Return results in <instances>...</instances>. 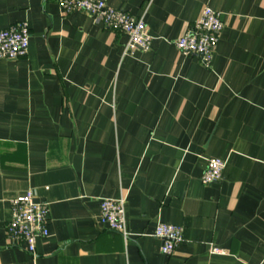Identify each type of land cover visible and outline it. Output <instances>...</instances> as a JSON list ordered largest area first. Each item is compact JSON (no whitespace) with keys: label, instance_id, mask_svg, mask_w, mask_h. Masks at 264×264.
I'll list each match as a JSON object with an SVG mask.
<instances>
[{"label":"crops","instance_id":"0c3cea01","mask_svg":"<svg viewBox=\"0 0 264 264\" xmlns=\"http://www.w3.org/2000/svg\"><path fill=\"white\" fill-rule=\"evenodd\" d=\"M103 1L144 20L149 51L55 0H0V30L30 31L26 57L0 59V264H264V0ZM206 6L209 68L174 45ZM210 158L226 166L203 184ZM28 190L48 206L36 258L5 234ZM105 198L126 239L99 224ZM158 223L182 228L170 255Z\"/></svg>","mask_w":264,"mask_h":264},{"label":"built area","instance_id":"2783aa9c","mask_svg":"<svg viewBox=\"0 0 264 264\" xmlns=\"http://www.w3.org/2000/svg\"><path fill=\"white\" fill-rule=\"evenodd\" d=\"M55 1L64 14L82 12L91 16L95 22H101L107 28L124 34L127 37L124 53L136 49L144 52L150 50L153 38L148 33L142 18H135L126 12L112 8L103 0ZM222 30L223 23L219 14L206 6L198 20L174 41V45L182 56H196L205 68H209ZM29 37L30 31L26 21L0 30V59L16 60L26 57ZM225 166L224 160L208 159L201 178L202 183L213 184L221 181ZM9 203L10 220L5 226L6 237L12 244H24L28 253L36 258L37 239H46L49 236L47 203L36 201L35 194L31 190L11 198ZM98 222L126 239L128 233L125 227L124 201L102 199ZM153 237L161 241V253L170 255L182 242V228L158 223ZM211 253L220 254L223 251L212 247Z\"/></svg>","mask_w":264,"mask_h":264},{"label":"water","instance_id":"95a60500","mask_svg":"<svg viewBox=\"0 0 264 264\" xmlns=\"http://www.w3.org/2000/svg\"><path fill=\"white\" fill-rule=\"evenodd\" d=\"M37 201V200H36Z\"/></svg>","mask_w":264,"mask_h":264}]
</instances>
